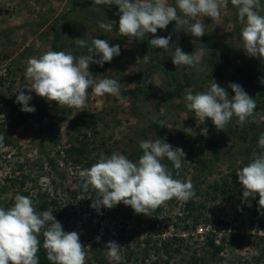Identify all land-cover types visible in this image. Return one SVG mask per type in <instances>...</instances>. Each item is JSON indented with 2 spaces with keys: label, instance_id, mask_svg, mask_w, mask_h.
Here are the masks:
<instances>
[{
  "label": "rangeland",
  "instance_id": "374dc122",
  "mask_svg": "<svg viewBox=\"0 0 264 264\" xmlns=\"http://www.w3.org/2000/svg\"><path fill=\"white\" fill-rule=\"evenodd\" d=\"M85 2L0 0V133L6 145L0 148V207H12L17 194L44 195L55 202L53 210L61 214V223L80 234L83 245L88 246L91 239L99 242L102 249L109 241L123 246L118 264H264V227H251L243 221L240 214L245 199L236 175L239 168L251 162L253 152L261 151L258 140L264 133V102H257L251 118L254 122L240 125L233 118L223 131H218L210 119L200 122L186 108L184 99L186 90L191 89L193 94L207 91L212 80L228 92L229 98L235 95L229 83L241 85L253 99L259 90L264 92V84L260 83L264 61L249 57L241 48L243 25L237 9L229 0L218 19L204 18L206 34L200 38L186 33L187 26L177 29L175 21L157 31V36L171 35L175 45L174 36L198 45L217 42V48L236 50L238 60L216 70L210 63V49L191 51L181 47L185 53L199 56L197 67L203 70L197 71L188 66L176 67L169 54L161 55L163 50L148 43L154 38L151 34L143 40L122 37L117 26V6L104 5L115 13L116 17H112L98 5L83 9ZM169 4L175 6V0H169ZM108 20L117 24L111 32L98 27V21ZM56 22L60 31L58 51L89 55L87 47L92 37L120 45V55L110 63L103 67L89 65L97 81L111 78L119 82L120 99L107 94L95 96L89 89L85 106L76 109L44 102L35 92L23 89L31 95L29 106L35 112L21 111L16 91L31 84L25 76L27 61L52 51ZM78 38L86 41L85 47L79 46L75 40ZM147 54L150 63H137V57L142 59ZM186 79L189 84L180 95L168 100V93L185 85ZM132 90L138 94L131 95ZM184 128H192V135ZM165 130L173 147L185 153L175 179L191 180L196 194L193 199L183 202L173 198L152 211L151 217L134 215L133 209L123 203L98 212L90 206L91 198L79 199L84 190L77 172L88 167L68 159L65 150L70 145L89 142L86 158H91L93 164L100 153L110 156L113 152L136 161L142 151L139 142L161 138ZM163 162L166 164V158ZM225 183L229 194L224 196ZM89 194L94 198L91 188ZM210 231L216 245L222 247L217 257L213 255L214 248L206 244ZM167 243L170 245L165 247ZM85 250L88 253L89 247ZM167 252H172L171 258ZM106 260L117 264L107 257Z\"/></svg>",
  "mask_w": 264,
  "mask_h": 264
},
{
  "label": "clouds",
  "instance_id": "9594fccd",
  "mask_svg": "<svg viewBox=\"0 0 264 264\" xmlns=\"http://www.w3.org/2000/svg\"><path fill=\"white\" fill-rule=\"evenodd\" d=\"M92 3L115 5L119 9L118 25L111 20L98 21L100 29L111 32L113 25H117L119 34L128 40H143L146 34H151L154 38L148 43L154 49L163 50L161 55L169 54L176 67L188 66L202 71L197 67L200 63L197 54L185 53L181 47L171 43V35L157 36L156 33L175 21L177 29L187 26L184 28L186 33L200 38L206 34L204 18L218 19L229 0H175V6L169 4V0H92ZM230 3L237 9L238 19L243 25L241 48L249 57L264 61V15H261L264 4L261 0H230ZM75 40L79 46H86L84 39ZM87 51L89 55L81 56L70 51H47L38 58H29L25 76L31 84L16 91V103L22 106L21 111L35 112V108L29 106L31 95H26L23 89L59 106L76 109L85 106L89 89L95 96L107 94L120 99L121 89L117 80L103 78L97 81L89 71L90 64L103 67L119 56L120 45L92 37ZM141 62L148 64L151 57L148 54L142 59L137 57V63ZM260 83L264 84V78ZM228 87L235 93L231 98L213 80L207 91L193 94L188 89L184 96L185 106L200 122L210 119L218 131H223L233 118L240 125L254 122L251 118L257 109L255 99L237 83H229ZM183 130L189 135L193 133L192 128ZM3 147H6L4 135L0 133V148ZM139 147L142 155L136 161L118 152L110 156L100 153L96 163L79 169L77 175L84 190L79 199L91 198L90 206L98 212L101 208L111 209L123 203L130 206L135 214L151 217L152 211L173 198L188 202L195 197L191 180L173 178V170L163 162L165 158L170 161L178 176L185 160L182 148H174L163 138L141 140ZM258 147L261 151L253 152L251 162L239 168L236 175L243 190V199L258 195V211L264 214V133L259 136ZM90 188L94 198L89 194ZM41 235L47 259L52 264H86L85 249L90 246L81 243L80 234L65 231L52 209L38 212L32 198L20 194L15 196L12 207H0V264H39L37 253ZM123 248L116 241H109L103 251L110 261L118 264L122 260Z\"/></svg>",
  "mask_w": 264,
  "mask_h": 264
},
{
  "label": "trees",
  "instance_id": "16d2710c",
  "mask_svg": "<svg viewBox=\"0 0 264 264\" xmlns=\"http://www.w3.org/2000/svg\"><path fill=\"white\" fill-rule=\"evenodd\" d=\"M85 4L82 5L81 7L83 9H90L93 6H96L92 3V0H85ZM100 7H102L103 11L106 12L107 14L111 15L112 17H116L115 13L112 12L111 10H109V8H107L104 5H98ZM53 30L55 32V38H54V42H53V49L52 51H58V46H57V42L60 39V31L58 29V23L56 22L53 25ZM175 41L177 42V46L179 47H185L188 48L193 51V50H207L210 49L211 51H213V58L212 60H210L211 66L216 69L219 70L220 67L222 68L223 65H225L226 63H232V62H236L238 60V55L235 49L233 48H228L227 51L217 48V42H208L204 45H198L195 44L191 41H186V40H180L179 38H177L176 36H174ZM229 54H233V57H231ZM226 55V56H225ZM231 58V59H230ZM234 60V61H233ZM223 61H226L225 63H223ZM189 84V79H186L185 85H181L178 88H176L175 90L171 91L168 93V100H173L176 97H178L181 93L182 90H184L185 86ZM131 95L136 96L138 94V91L136 90H132L130 91ZM255 101L256 103L258 101H263L264 102V92L263 90H259L258 92V96H255ZM47 100L44 99V102H46ZM257 108H258V103H257ZM78 131H80V128H78ZM167 131L165 130L163 132V134H161V138L165 139V141L169 144H171L173 146V142L170 136L165 135L164 133H166ZM66 156L68 157V159L70 161H74L76 163V165L81 166V165H85L86 167H90L93 162L91 160V158H86L89 154V142L87 141H78L77 144H72L70 145L69 148H67L65 150ZM142 155V151L140 153V156ZM139 159V158H138ZM95 163V162H94ZM166 164L168 165L169 169L173 170V173H175V170L173 169V166L171 164L170 161H168L166 159ZM173 178H175V174H173ZM25 185V181L23 182V186ZM229 185L227 183L224 184L223 189H222V193L225 195L229 194L227 187ZM218 190V187H214V191ZM215 191V193L217 194V192ZM22 195L25 196H29L32 198V200L35 203L36 206V210L38 212H43L46 211L48 209H52L53 211V215L55 216V218L61 222V214H57L54 210L53 207H55V202L54 201H50L49 198H45L44 195H35V196H30L27 193H24ZM258 200H259V196L257 195L255 198L249 197L247 199H245V205L241 211V216L243 218L244 222H247L251 227H254L255 224H259L260 227H264V214H261L260 211H258ZM38 202V203H36ZM192 206V204H191ZM11 206H8V208H10ZM134 211H133V213ZM199 217L195 216L194 220L195 222H198ZM62 224V223H61ZM63 228L65 231H69L66 227V225L62 224ZM197 227V225H196ZM193 228L194 230L196 229ZM211 231L207 234L206 236V244L212 246L214 248L213 251V255L215 257H217L220 252L222 251V247L221 246H217L216 245V239H213L210 235ZM40 241H41V245H40V249L37 253L38 257H39V264H52L51 261H49L47 259V255H46V250L43 248V236H40ZM223 242H225V239H223ZM89 247L88 253L87 255L88 257L86 258V264H108L106 257L104 255L102 246L99 242H97L96 240H91L88 239L87 243ZM167 247L168 245H170V243L165 244ZM168 257H172V252H167ZM195 260H198L196 258H194ZM200 261V260H198Z\"/></svg>",
  "mask_w": 264,
  "mask_h": 264
}]
</instances>
